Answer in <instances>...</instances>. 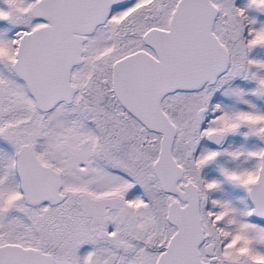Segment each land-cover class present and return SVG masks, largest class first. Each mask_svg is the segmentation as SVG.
<instances>
[{
	"label": "snow or ice",
	"instance_id": "6c2138e0",
	"mask_svg": "<svg viewBox=\"0 0 264 264\" xmlns=\"http://www.w3.org/2000/svg\"><path fill=\"white\" fill-rule=\"evenodd\" d=\"M0 264H264V0H0Z\"/></svg>",
	"mask_w": 264,
	"mask_h": 264
}]
</instances>
